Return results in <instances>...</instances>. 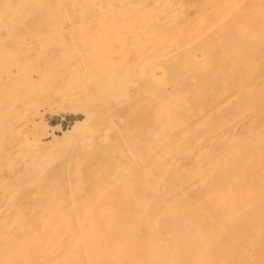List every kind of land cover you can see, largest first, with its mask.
Wrapping results in <instances>:
<instances>
[{
	"label": "rangeland",
	"instance_id": "374dc122",
	"mask_svg": "<svg viewBox=\"0 0 264 264\" xmlns=\"http://www.w3.org/2000/svg\"><path fill=\"white\" fill-rule=\"evenodd\" d=\"M12 3L0 0V236L17 221L42 232L56 205L38 212L39 183L75 219L98 174L102 190L123 179L203 216L209 264H264V0Z\"/></svg>",
	"mask_w": 264,
	"mask_h": 264
},
{
	"label": "bare ground",
	"instance_id": "6f19581e",
	"mask_svg": "<svg viewBox=\"0 0 264 264\" xmlns=\"http://www.w3.org/2000/svg\"><path fill=\"white\" fill-rule=\"evenodd\" d=\"M12 1L14 0H11V3ZM4 11L6 12V10ZM8 13L10 12L8 11ZM166 22L168 21L166 20ZM203 58L205 59V56ZM12 74L14 75V73ZM151 75H154V73ZM165 106L166 103L163 101L160 108H164ZM181 160L183 159L181 158ZM86 171L87 174L91 175L95 173V171L89 168ZM118 172L120 171L116 169L115 173ZM121 175L124 176L122 173ZM107 176L109 174H106ZM93 178V182H98L95 187L96 190H92L94 192H91V194L95 193L94 201L89 203L90 200L87 202L81 200L82 203H79V212L77 211L78 215L75 219L69 215H65L62 200H57L56 203L50 201L43 193L44 184L39 183L35 193V197L40 202L38 212L41 209H45L46 204H54L56 206L53 205L54 209L50 210L52 214L49 217L48 215L47 217H39L38 224L41 226L42 232H39L35 228H25L22 230L21 223L17 221L16 225L18 227H13L11 237L9 233L8 237L6 235L0 236V264H174L176 261L177 264H188L189 262L190 264H209L210 259H212V248H215L217 242L209 239L208 235L210 233L208 232V227H206V222L203 221V216L183 217L182 213L177 212L181 209L182 204L181 207L179 205L173 206L172 201L163 199L161 193H157V195H160L159 198L161 197L158 201L138 197L135 194L136 190L132 182L124 183L122 179L120 182H117L118 185L115 188V185H112L102 190L100 185L102 181H105L104 177H100L97 174ZM238 187L241 186H233L231 190L237 191L240 189ZM97 190H102L103 194L106 193L111 201L102 202L100 200L97 202ZM156 192L158 191L156 190ZM230 203H234V207L237 208L235 201ZM230 203L220 202L218 204L223 209L219 210V212H222L220 215H234L232 210H230ZM154 207H158L160 211L150 214L151 210L155 209ZM92 210L96 214H89ZM239 213L241 214V212ZM165 215H177L180 221L173 218L171 219L172 222H166L165 226H161L159 222ZM179 215L182 217L180 218ZM208 220L210 222V217ZM257 251V256L261 252L260 258L264 259L262 248H258ZM231 252L230 250L226 253L228 257H231ZM191 258H194L195 262H191ZM228 259L222 261L221 264L229 263ZM212 261L214 262L213 259Z\"/></svg>",
	"mask_w": 264,
	"mask_h": 264
}]
</instances>
